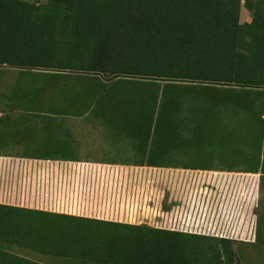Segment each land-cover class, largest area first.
Instances as JSON below:
<instances>
[{"label":"trees","instance_id":"16d2710c","mask_svg":"<svg viewBox=\"0 0 264 264\" xmlns=\"http://www.w3.org/2000/svg\"><path fill=\"white\" fill-rule=\"evenodd\" d=\"M5 66L19 70L0 126L39 143L26 157L76 159L57 122L84 115L142 139L150 164L166 163L156 143L162 157L264 149V0H0ZM12 247L74 264H240L228 238L0 204V264H45Z\"/></svg>","mask_w":264,"mask_h":264},{"label":"crops","instance_id":"0c3cea01","mask_svg":"<svg viewBox=\"0 0 264 264\" xmlns=\"http://www.w3.org/2000/svg\"><path fill=\"white\" fill-rule=\"evenodd\" d=\"M2 115L3 112H0V116ZM60 122H62L65 127L63 130V127L60 128V133L63 132L65 134L63 138L65 142L61 144V148L66 150L68 154L77 156L79 151H86L87 149L91 151L95 150L97 152L109 153L110 155H114V158H102L94 160L78 159V157L76 159L70 160L42 159L16 155L14 153H4V151H1L3 149L2 148L0 150V190L8 191L11 196L15 198L17 203L23 200V202L30 205L21 206L17 205L16 203L14 205L13 202L15 201L12 199L5 201L3 198H0V204L36 209L35 202L37 199L43 197L48 198L51 195L52 201H71L67 203L69 205L74 202V188H84V200L83 196L81 200H78L79 202H83V204L78 206L79 210H76L78 212L75 214L76 216L119 221L109 219L107 217L110 215L109 212L107 213L104 208L102 209L101 205L98 206L99 201L100 204L104 202L100 190L101 188L103 189V184L107 185L106 182L108 179L112 181L114 179L122 181L124 178H126L129 182V179L133 177V175H136L134 172H141L138 176L140 177V180L147 178L150 179L152 177L147 176L146 172L154 171L159 172V178L161 177L160 172H163L161 182L168 181V179H170V182H173L174 180H179L180 182H190L192 178H196L194 177V173L197 171H202V177L205 179V175L208 174L205 169L213 170L208 172L215 173L235 172L247 175V179L254 185L255 195H257L258 191V205L257 207L248 209L249 218L243 228L244 235L248 234L250 231L249 233L251 239L247 244H259L264 242V233H260L259 227L260 214L264 210V173L262 172L261 167L258 169L256 168V161L258 162V160H260L262 164L264 160L263 148L261 151L258 148H256V150L248 149L246 152H243L238 148H233L232 153H230L233 157V164L231 166H225L221 168H204L202 166L199 167L191 164H182L186 162L181 159L180 160L183 161L182 163L174 164L175 160H177L175 159L176 156L185 154L183 152L187 149L169 147L166 153V156H168L162 157L161 148L159 144L156 143L155 147L151 149V160H155L157 162L162 161L166 163L150 164L147 162L149 159L147 157L149 154L146 153L148 149L145 150L142 139L129 136L128 134H122L114 130L112 125H108L99 116L84 115L79 117H65L62 121H58L57 123ZM83 123L90 126L88 128L89 134V130L93 129L94 124L101 123L100 129H105V131L108 132L107 138L96 139V137H92L90 140L82 142L79 146L78 142H75L72 137L74 136L73 130L75 128L77 129V127H81L80 124ZM38 124L41 126V122ZM40 128L42 129V126ZM13 145L15 146L14 143ZM252 152H255L256 154L252 156ZM258 152H261V154ZM224 153L225 152H222L221 155H224ZM49 168H52L53 171H56L58 174L56 175L57 179H55L56 177L54 176L53 184L47 182L46 180L43 181V171H47ZM60 172L61 174L59 175ZM68 172H74V174L78 176L70 179L68 187L69 191L66 194V190L64 191L65 179L62 178V175L64 173L67 174ZM79 172H83V175L86 172L88 175L87 177L84 176L81 178ZM76 182H78V187L76 186ZM222 183L223 182L221 181V184ZM223 185H225V183H223L221 186ZM192 190L193 189H187V194L182 195V199L185 200L184 206L187 207L185 210H183L182 216L177 219L179 225H181L180 229H183L187 222L191 223L190 219H192L194 214L191 206H193L194 203L202 204L204 200L206 204L210 203V205H217L220 202L217 189L216 192L210 191L204 193L203 195L196 194V192L193 194L194 191ZM71 192L73 194H71ZM45 193L46 195H44ZM54 194H56L55 198L53 197ZM172 201L170 202L172 203ZM211 208L213 209V206ZM173 209H176V207ZM189 217L190 219L188 220ZM180 229H177V232H182Z\"/></svg>","mask_w":264,"mask_h":264},{"label":"rangeland","instance_id":"374dc122","mask_svg":"<svg viewBox=\"0 0 264 264\" xmlns=\"http://www.w3.org/2000/svg\"><path fill=\"white\" fill-rule=\"evenodd\" d=\"M30 1H34V0H30ZM250 20H251L250 13L245 8H243L241 14V22L250 21ZM18 70L19 69L6 67V66L0 67V92L3 93L10 89V87L12 86L11 84L14 83L15 78L18 76L17 75ZM112 81L114 80L112 79ZM34 119H36L35 122L37 125H39L38 123L41 122V126H42L43 123L42 116H37ZM57 121L58 119H56V122ZM80 126L81 127H77V129L75 128L73 130L74 136H72L75 142H78L79 146L81 145L82 142H86L87 140H90L92 137H96V139H104L107 138L108 136V132L105 131V129H100L101 123L94 124L93 129L89 130L90 134L88 133V128L90 127L88 124L83 123L80 124ZM13 129L14 128H10L9 130H7V132L10 135H5L4 127L0 126V150L3 148L1 151L10 154L14 153L16 155H26V154H31L39 149L40 147L39 143L37 142L31 143L32 141H30V139L28 138L27 135H25V133H23V135L22 133L18 135L17 133L19 129H16L17 133H15ZM63 129H65V127H63L62 130ZM11 133L13 137L11 136ZM64 136L65 134L63 132L60 133L61 139H63ZM41 137L43 138V136L40 135L38 139ZM19 139L21 144L19 143V145H17L18 143L17 141ZM13 143L15 144V146L13 145ZM222 152H225L224 155H221ZM183 153H185V155L183 154L179 155V158L184 162H189L190 164H203L204 166L213 167V168L214 167L221 168L225 166H231L233 164V157L230 154L232 153V151H229L228 148L224 149L217 147L216 150H211V151L208 150V148L188 149L185 150ZM76 157H78V159L94 160V159H102V158L112 159L114 158V155H110L109 153H105V152H97L95 150L91 151L86 149V151H81V152L79 151ZM51 173H53L54 175L49 177L50 183L54 182L53 181L54 176L56 177V175H58L57 172L55 171ZM134 173H136V175H133V177L129 179V182L126 178H124L122 181L115 179L112 181L108 179L106 182L107 185L106 184L102 185L103 189L101 188L100 193L103 196L102 198L104 202L100 204L99 201L98 206L101 205L102 209L104 208L107 213L109 212L110 215H108L107 217L113 220H123L132 223L145 220L148 223H152L155 224L156 226H159L155 228L165 229V230L177 231V229H180L181 225H179L177 219L182 216L183 210H185L187 206H184L185 200L182 199L183 191L177 189L175 190L174 193L173 190L170 188L173 187L175 184H177V186H180L181 184L182 188L184 189V184H183L184 182L183 181L180 182L179 180L177 181L174 180L173 182H170V179H168V181L161 182L163 172H160L161 177L159 178L158 177L159 172L148 171L146 172L147 176H151L152 178L150 179L147 178L143 180H140V177H138L141 172H134ZM229 173L232 172H225V173L208 172L207 174L208 179H210L211 182L210 184L206 183L205 187L202 188L203 190L199 188L200 186H198L199 180L201 179V177H198L196 183L193 182V184H195L194 186L195 189H193L194 194L195 192L201 195L210 191L216 192L217 191L216 189L218 187L214 186L216 183L215 178H218V180H221L222 182L226 183L225 185L222 186V189L226 190L228 188V182H231L230 178H233V176H231ZM60 174L61 172L59 173V175ZM79 174L81 178H83L84 176L87 177L88 175L86 172L84 175L83 172H79ZM196 174L200 175L201 173L195 172L194 177L196 176ZM77 176L78 175H75L74 172H68L67 174L64 173L62 175V178L65 179L64 189L66 190V194L69 191L68 190L69 180ZM236 176L247 179V175L238 174ZM55 179H57V177ZM244 179H242V182H244L243 184L247 189V183H245L246 181ZM83 192H84V188H78L74 190L73 204H76V199L77 201L81 200L82 196L84 200ZM71 194L73 193L71 192ZM44 195H46V193ZM55 196L56 194L53 195L54 198ZM43 198L45 202L49 203L47 206L48 209L52 208L56 210H62L57 204L51 205V201H52L51 195L48 197V199L46 197ZM170 201H172V203ZM21 202L17 203L15 201L17 205L18 204L21 205L22 204ZM69 202L71 201H67V203ZM257 205H258V191H257V195L255 196V200L253 201V204L249 208L252 209L254 207H257ZM223 206L228 207L223 209L230 210L233 208L234 204H231L229 206V204L224 203ZM174 207H176V209H173ZM247 207L248 204L245 201L241 203V206L237 204L238 209L236 211V215L238 216V223L237 224L235 223L232 226L229 223V221L225 220L222 222V226L228 227L231 225L233 227L232 233L228 234V236L230 237L228 239L235 241V247L238 253L240 264H264V242H261L259 244H247L249 243L248 241L251 239L249 233L250 231L246 235L243 234V228L249 218L248 215L249 208ZM210 221H214V219ZM220 223H221L220 220L219 221L215 220L213 222V224H218V225H220ZM259 227H260V233L261 234L264 233V210L260 214ZM205 236H212V235H205ZM11 251L16 254L28 257L30 259L45 264H74L73 262L67 260L58 259L55 257H50L48 255H43L39 253H34L20 247H12Z\"/></svg>","mask_w":264,"mask_h":264},{"label":"built area","instance_id":"2783aa9c","mask_svg":"<svg viewBox=\"0 0 264 264\" xmlns=\"http://www.w3.org/2000/svg\"><path fill=\"white\" fill-rule=\"evenodd\" d=\"M25 165H27V164H25ZM51 172H53L52 168H49L47 171H45V170L43 171V181L46 180L47 182H49V177L54 175ZM197 172H201V174L200 175L196 174V176H195L196 178L191 179L192 182L197 181L198 177L202 178L203 172L202 171H197ZM229 174L231 176H233V178H230L231 182H228V188L226 190L222 189V186L219 187V189L217 188L218 198L220 197L221 203L219 202L217 205H210V203L206 204L204 200H203L202 204L194 203V205L191 206L194 214L192 216V219H190V217L188 218V220L189 219L191 220V223L187 222L185 225L186 228L184 227L183 229H180L182 232L185 231V233H190V234L212 235V236L221 237V238H230L228 236V234L232 233V231H233L232 226L235 223L236 224L238 223V216L236 215V211L238 209L237 204L239 206H241V203L243 201H245L248 204L247 208H249L253 204V201L255 200L256 195L254 193V185L251 181H249L248 179H244V178H241L239 176H236L238 174L241 175V173L232 172ZM242 179H244L246 181L245 183H247V189L245 188V186L243 184L244 182H242ZM69 182H70V180H69ZM52 184H53V182H52ZM76 186L78 187V182H76ZM74 190H75V188H74ZM64 191H65V189H64ZM0 198H3L5 201H7L9 199H12L13 201H15V198H13L11 196V194L6 190H4V191L0 190ZM21 203H22L21 206L30 205L28 203L23 202V200ZM73 203L68 205L66 201H63V202L55 201V203H54V201H51V205L57 204V205H59V207L62 210H56V209H52V208L48 209L47 206L49 203L45 202L44 198H39L35 202V205H36V209H39V210L58 212V213H64V214H69V215L74 214L75 215L76 213H78L76 211V210H79L78 206L82 205L83 202L76 201V204H73ZM224 203L229 204V206L231 204H234V206L230 210L223 209V208H228V207L223 206ZM13 204L15 205V202H13ZM212 206H213V209L211 208ZM213 219H214V221L220 220V222H221L220 225L213 224L214 221H210ZM225 220L229 221V223L232 226L231 225L228 227L222 226V222ZM119 222L132 223V222L123 221V220H119ZM132 224H146V225H150L153 227H159V226H156L155 224L148 223L145 220L140 221V222H133Z\"/></svg>","mask_w":264,"mask_h":264},{"label":"flooded vegetation","instance_id":"af4514ba","mask_svg":"<svg viewBox=\"0 0 264 264\" xmlns=\"http://www.w3.org/2000/svg\"><path fill=\"white\" fill-rule=\"evenodd\" d=\"M205 171H207V173H208V171H213V170H209V169H205ZM214 173V172H213ZM217 175V174H216ZM211 177V176H210ZM204 177H202L200 180H199V183H198V186H200L199 188H204L205 187V184L206 183H208V184H210V182H211V180L210 179H208V175L206 174L205 175V179H203ZM215 181H216V183H215V185L214 186H216V187H220V185H221V180H218V178H215ZM194 183H196V181L194 182ZM184 184V189L182 188V186H181V184H180V186H177V184H175L173 187H171L170 189H172L173 190V192L175 193V190H181V191H183V194L182 195H184V194H187V189H195V184H193V182L191 181V182H184L183 183ZM171 185V184H170ZM197 186V187H198ZM179 187V188H178ZM203 190V189H202ZM193 191V190H192ZM193 194H194V192H193ZM197 194V193H196Z\"/></svg>","mask_w":264,"mask_h":264}]
</instances>
